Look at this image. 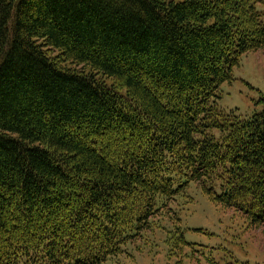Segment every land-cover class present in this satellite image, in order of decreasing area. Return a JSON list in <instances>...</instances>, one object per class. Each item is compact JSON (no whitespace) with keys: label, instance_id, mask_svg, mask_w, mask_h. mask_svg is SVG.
<instances>
[{"label":"trees","instance_id":"trees-1","mask_svg":"<svg viewBox=\"0 0 264 264\" xmlns=\"http://www.w3.org/2000/svg\"><path fill=\"white\" fill-rule=\"evenodd\" d=\"M260 3L0 0V264H103L190 183L264 223V96L218 108Z\"/></svg>","mask_w":264,"mask_h":264},{"label":"rangeland","instance_id":"rangeland-1","mask_svg":"<svg viewBox=\"0 0 264 264\" xmlns=\"http://www.w3.org/2000/svg\"><path fill=\"white\" fill-rule=\"evenodd\" d=\"M232 77L220 86L218 108L248 118L262 108L264 48L243 54ZM185 190L172 217L159 211L128 251L103 264H264V223L213 202L196 183Z\"/></svg>","mask_w":264,"mask_h":264}]
</instances>
